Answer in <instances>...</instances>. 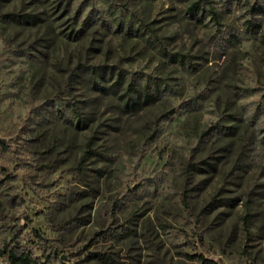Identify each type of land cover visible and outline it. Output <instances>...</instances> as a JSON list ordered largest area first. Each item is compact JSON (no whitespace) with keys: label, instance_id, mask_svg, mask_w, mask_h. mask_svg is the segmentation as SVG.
<instances>
[{"label":"rangeland","instance_id":"374dc122","mask_svg":"<svg viewBox=\"0 0 264 264\" xmlns=\"http://www.w3.org/2000/svg\"><path fill=\"white\" fill-rule=\"evenodd\" d=\"M4 239L22 264H264V0H0Z\"/></svg>","mask_w":264,"mask_h":264},{"label":"trees","instance_id":"16d2710c","mask_svg":"<svg viewBox=\"0 0 264 264\" xmlns=\"http://www.w3.org/2000/svg\"><path fill=\"white\" fill-rule=\"evenodd\" d=\"M196 8H197V4H193V9ZM212 16H215V14H212ZM148 99H149L148 94H142L141 96L138 95L134 100L131 99L126 100L125 105L128 107L136 106L140 104V101L145 102L148 101ZM4 256L7 257L9 264H22L26 259V257L23 256L22 254H18V251L16 250V246L14 244H10V242L6 241V239H4L0 245V258ZM199 260L201 264H214L213 261L207 260L202 256H199Z\"/></svg>","mask_w":264,"mask_h":264}]
</instances>
